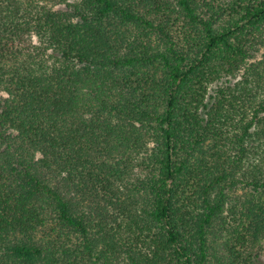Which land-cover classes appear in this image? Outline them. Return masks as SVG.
Masks as SVG:
<instances>
[{"label":"trees","instance_id":"16d2710c","mask_svg":"<svg viewBox=\"0 0 264 264\" xmlns=\"http://www.w3.org/2000/svg\"><path fill=\"white\" fill-rule=\"evenodd\" d=\"M0 91V264L263 262L264 0H0Z\"/></svg>","mask_w":264,"mask_h":264},{"label":"rangeland","instance_id":"374dc122","mask_svg":"<svg viewBox=\"0 0 264 264\" xmlns=\"http://www.w3.org/2000/svg\"><path fill=\"white\" fill-rule=\"evenodd\" d=\"M34 42H37V38L34 37ZM4 94V92L0 91V97ZM261 258L263 260V262L261 264H264V243H263V250L261 252Z\"/></svg>","mask_w":264,"mask_h":264}]
</instances>
